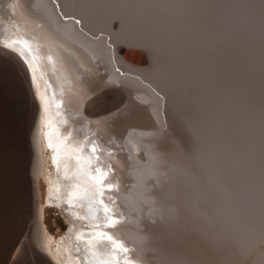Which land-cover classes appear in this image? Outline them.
<instances>
[{
    "label": "bare ground",
    "instance_id": "1",
    "mask_svg": "<svg viewBox=\"0 0 264 264\" xmlns=\"http://www.w3.org/2000/svg\"><path fill=\"white\" fill-rule=\"evenodd\" d=\"M57 1L106 34H83L52 0H0V264H55L45 249L65 260L50 241L43 188L51 175L50 195L61 174L70 191L77 164L59 157L57 169L43 121L54 145L99 142L125 218L112 232L133 259L264 264V0ZM21 37L37 57L35 83L3 48ZM108 37L162 96L114 54L119 71L106 75ZM70 209V231L87 235L75 219L87 208ZM85 243L79 255L95 264Z\"/></svg>",
    "mask_w": 264,
    "mask_h": 264
},
{
    "label": "snow or ice",
    "instance_id": "2",
    "mask_svg": "<svg viewBox=\"0 0 264 264\" xmlns=\"http://www.w3.org/2000/svg\"><path fill=\"white\" fill-rule=\"evenodd\" d=\"M56 8H60L57 0H52ZM15 9L17 3L13 2L9 5ZM60 17L65 20H71L76 25L82 24V20L74 16H65L60 12ZM3 48L9 49L13 53H18L19 57L27 65L32 73L33 83L36 80L35 63L37 57L34 54L32 43L23 37L3 42ZM49 61L52 57H48ZM119 71V69H117ZM51 102L60 106L55 100V95L50 98ZM72 133H68L71 137ZM67 139V137L65 138ZM85 141L89 138L86 136ZM49 148L53 152V162L59 170V157H63L65 161L75 159L77 171L74 175L76 181L71 190L67 193L68 199L65 201L69 208L84 207L88 210L87 216H76L78 224L87 222L90 231L85 235L80 232L74 236L76 242L77 258L81 259L83 264H88V256H80V243L86 241L84 252L91 253L95 264H141L140 261L132 258L130 249L123 240L117 239L112 230L116 229L124 222L123 213L118 211V203L114 193L120 191L118 181L111 179L115 175L116 169L111 162L106 165L102 159L104 154L99 142L95 139L90 143H81L79 147L75 143H49ZM86 149V150H85ZM107 155L114 156L115 153L109 150ZM81 182H84L83 186Z\"/></svg>",
    "mask_w": 264,
    "mask_h": 264
},
{
    "label": "rangeland",
    "instance_id": "3",
    "mask_svg": "<svg viewBox=\"0 0 264 264\" xmlns=\"http://www.w3.org/2000/svg\"><path fill=\"white\" fill-rule=\"evenodd\" d=\"M47 185L48 183H44V188H43L45 203L48 201V196H49ZM45 209H46L45 214H46L47 224L52 226V230H53L52 232L58 233V231H61L64 228L63 224L67 223L69 219H67V216L65 215L64 212H61L59 209L55 208L54 206L47 205ZM57 222L62 225L60 228L57 226L58 224Z\"/></svg>",
    "mask_w": 264,
    "mask_h": 264
}]
</instances>
